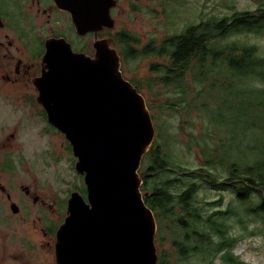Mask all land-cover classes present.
I'll return each instance as SVG.
<instances>
[{"label": "trees", "instance_id": "obj_1", "mask_svg": "<svg viewBox=\"0 0 264 264\" xmlns=\"http://www.w3.org/2000/svg\"><path fill=\"white\" fill-rule=\"evenodd\" d=\"M257 1L254 9L192 23L159 45L153 40L141 48L139 37L126 29L100 33L102 37L113 34L126 60L166 56L165 64H153L157 76L147 82L150 89L162 82L188 97L190 88L182 87L189 71H196L201 79H212L205 83L208 97L202 103L210 120L200 144L205 163L184 172L170 161L178 158L172 141L174 152L166 154L162 145L153 143L143 158L146 168H140L142 190L147 193L144 200L158 223L156 244L165 240L168 231L178 259L188 260L185 264H216V260L248 264L233 248L245 238H260L264 244V51L258 42L249 40L264 39V0ZM228 38L230 43L224 44ZM217 74L224 76L219 79ZM213 102L216 108L211 110ZM168 103L160 108L169 107ZM155 117L152 114L153 121ZM159 119L158 137L167 144L166 119ZM214 137L212 145L209 139ZM213 189L230 191L227 205L223 197L207 199ZM166 256L162 250L159 264H169ZM194 256L198 258L190 262Z\"/></svg>", "mask_w": 264, "mask_h": 264}, {"label": "water", "instance_id": "obj_2", "mask_svg": "<svg viewBox=\"0 0 264 264\" xmlns=\"http://www.w3.org/2000/svg\"><path fill=\"white\" fill-rule=\"evenodd\" d=\"M54 1L71 14L78 35L96 36L93 55L65 38L48 39L39 83L48 120L69 140L86 186L85 195L75 192L69 201L58 263L159 264L158 223L140 175L156 127L111 38L97 37L114 27L117 0Z\"/></svg>", "mask_w": 264, "mask_h": 264}, {"label": "flooded vegetation", "instance_id": "obj_3", "mask_svg": "<svg viewBox=\"0 0 264 264\" xmlns=\"http://www.w3.org/2000/svg\"><path fill=\"white\" fill-rule=\"evenodd\" d=\"M31 2L48 16L46 24L60 23L62 29L51 27L48 37L35 32L36 15L29 7L25 27L14 36L0 32V106L10 108L0 113V264H59L58 233L69 201L75 192L86 194L85 181H77V157L69 140L48 120L39 83L48 39L65 38L74 50L91 54L92 33L78 35L71 14L54 0ZM118 7L111 10L113 18ZM9 15L8 0H0V31H9L16 22ZM68 32L76 39L68 38Z\"/></svg>", "mask_w": 264, "mask_h": 264}, {"label": "rangeland", "instance_id": "obj_4", "mask_svg": "<svg viewBox=\"0 0 264 264\" xmlns=\"http://www.w3.org/2000/svg\"><path fill=\"white\" fill-rule=\"evenodd\" d=\"M6 5L7 3L3 1ZM258 4L257 0H120L117 5L118 9L114 10L115 25L112 28L114 32L126 29L129 32L136 34L140 39L139 47L150 43L155 40L159 45L160 40L168 38L171 33L182 32L184 28L192 23H199L203 19L210 17L221 18L225 15L232 14L235 10L254 9ZM10 18L15 19V23L12 27L0 31L1 33L16 32L22 27L27 20V10L29 7L34 11L36 18L35 32L43 33L44 36H50L52 34L51 27H54L56 32L62 29L60 23L46 24L48 16L46 14L38 13L37 7L33 5L31 0H8ZM116 5V6H117ZM32 12V11H31ZM112 14V13H111ZM113 17V16H112ZM65 20V19H64ZM66 21V20H65ZM68 38L75 40L76 34L72 32L66 33ZM109 35L106 38H111L112 45L117 48L120 53V48L115 39ZM74 37V38H72ZM102 37V36H97ZM236 38V37H234ZM96 39L95 35H91V55L94 54V48L92 42ZM233 40V39H232ZM259 43L262 51H264V39H249ZM231 38L223 41L224 44L230 43ZM30 43H35V40L29 39ZM34 45V44H33ZM76 48L81 46L80 42L74 44ZM119 48H118V47ZM121 54V53H120ZM122 57V55H121ZM166 56L157 57L150 55L147 57L138 58L135 61L126 60L122 57L121 70L125 77H127L136 87H140L141 93L144 95L148 107H150L151 114L154 115V124L156 127V138L154 144H160L163 146L165 154L174 152L173 142L177 146L176 154L178 158H171L174 160V164L185 169L184 172H189L192 169L195 170L200 166V163H205L206 155L202 151V138L207 135L208 127H210V120L205 116V112L202 108L204 99L208 97L205 83L212 82V79L203 78L197 74L196 71H189L184 76V86L182 88H190L188 97H184L180 92L173 91V87L161 83H156L153 88L150 89L147 82H152V78L157 76V72L154 67V63L165 64ZM219 79L223 78L224 74H217ZM1 80V79H0ZM138 85V86H137ZM187 86V87H186ZM213 91H216L214 89ZM181 100V102H179ZM168 103L169 107L161 109L160 107L164 103ZM192 103V104H190ZM174 104V105H172ZM172 105V106H171ZM216 108V103L210 104V109ZM10 108L7 106H0V113H8ZM159 116H163L166 119V128L163 130L165 138L169 141L164 144L163 139L158 137L159 127L161 125ZM232 117L229 114V119ZM157 118V119H156ZM30 135L31 132L27 131ZM216 135V133H215ZM159 138V139H157ZM65 141L63 137L59 138ZM212 145L216 142V137L209 139ZM182 151V152H181ZM68 156V153L66 154ZM68 166L74 164V158L68 159ZM66 164V162H64ZM146 162L143 161L142 168H146ZM179 171V169H176ZM78 184H84L83 177L78 173ZM203 194V191L199 192V196ZM223 197V204L227 205L230 201L232 194L226 190L221 192L220 190L213 189L207 199L212 201L219 200ZM206 209H211L212 206H205ZM165 240L159 239L157 242L159 255L162 250L167 253L166 259L169 264H185L187 259H178V255L174 250L173 244L169 239V232L165 231ZM231 234H234L232 230ZM163 242L161 246L159 243ZM234 254L238 255L242 260L248 264H264V244L260 238H245L240 241L233 248ZM198 257H192L193 259ZM203 259V258H201ZM216 264H221L219 260H216Z\"/></svg>", "mask_w": 264, "mask_h": 264}]
</instances>
